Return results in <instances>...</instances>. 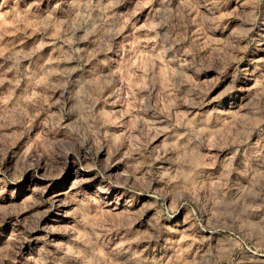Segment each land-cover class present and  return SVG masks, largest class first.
Returning a JSON list of instances; mask_svg holds the SVG:
<instances>
[{
  "label": "rangeland",
  "instance_id": "1",
  "mask_svg": "<svg viewBox=\"0 0 264 264\" xmlns=\"http://www.w3.org/2000/svg\"><path fill=\"white\" fill-rule=\"evenodd\" d=\"M0 264H264V0H0Z\"/></svg>",
  "mask_w": 264,
  "mask_h": 264
}]
</instances>
